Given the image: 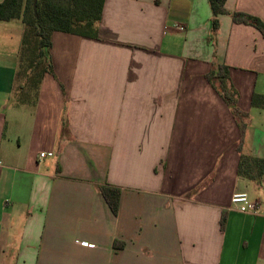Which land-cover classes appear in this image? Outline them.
<instances>
[{
	"label": "crops",
	"instance_id": "obj_1",
	"mask_svg": "<svg viewBox=\"0 0 264 264\" xmlns=\"http://www.w3.org/2000/svg\"><path fill=\"white\" fill-rule=\"evenodd\" d=\"M207 4L105 0L97 39L52 33L37 95L17 91L22 24L0 22V264H264V175L236 174L240 140L264 160L250 106L264 35L221 14L213 51ZM224 7L264 24V0ZM212 60L247 113L242 136L204 79ZM102 185L119 190L116 216ZM234 193L255 212L229 210Z\"/></svg>",
	"mask_w": 264,
	"mask_h": 264
},
{
	"label": "trees",
	"instance_id": "obj_2",
	"mask_svg": "<svg viewBox=\"0 0 264 264\" xmlns=\"http://www.w3.org/2000/svg\"><path fill=\"white\" fill-rule=\"evenodd\" d=\"M63 1V2H62ZM105 0H36V17L33 12V0H2L0 3V22L19 21L23 26L18 54L19 67L17 78H24L25 84L17 88L36 92L44 75H53L50 59L51 35L61 32L81 38L97 39L99 24ZM211 13L210 35L207 43L215 51V40L218 32V16L228 15L234 23L250 25L264 35V24L257 17L242 15L225 10L226 0H207ZM214 56V55H213ZM210 71L205 81L217 92L220 99L230 108L232 116L240 130H245L242 119L247 113L237 106L238 92L229 79V69L225 65L210 62ZM22 100L19 99V102ZM250 106L264 110V96L254 94ZM238 177L259 184L264 175V160L241 153V140L238 147ZM97 191L105 199L113 215L118 213L119 190L102 185ZM116 248L121 249L122 243Z\"/></svg>",
	"mask_w": 264,
	"mask_h": 264
},
{
	"label": "built area",
	"instance_id": "obj_3",
	"mask_svg": "<svg viewBox=\"0 0 264 264\" xmlns=\"http://www.w3.org/2000/svg\"><path fill=\"white\" fill-rule=\"evenodd\" d=\"M40 156L43 157L44 154ZM230 201L231 205L229 206V210L242 214H252L255 212V205L249 202L246 194L234 193Z\"/></svg>",
	"mask_w": 264,
	"mask_h": 264
},
{
	"label": "water",
	"instance_id": "obj_4",
	"mask_svg": "<svg viewBox=\"0 0 264 264\" xmlns=\"http://www.w3.org/2000/svg\"><path fill=\"white\" fill-rule=\"evenodd\" d=\"M33 12L34 16L36 17V0H33Z\"/></svg>",
	"mask_w": 264,
	"mask_h": 264
},
{
	"label": "rangeland",
	"instance_id": "obj_5",
	"mask_svg": "<svg viewBox=\"0 0 264 264\" xmlns=\"http://www.w3.org/2000/svg\"><path fill=\"white\" fill-rule=\"evenodd\" d=\"M63 2V1H62ZM13 22V21H12ZM17 23V22H16Z\"/></svg>",
	"mask_w": 264,
	"mask_h": 264
}]
</instances>
